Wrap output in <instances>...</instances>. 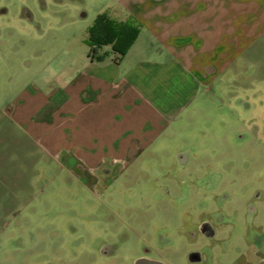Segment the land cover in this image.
I'll return each instance as SVG.
<instances>
[{"label":"rangeland","instance_id":"obj_1","mask_svg":"<svg viewBox=\"0 0 264 264\" xmlns=\"http://www.w3.org/2000/svg\"><path fill=\"white\" fill-rule=\"evenodd\" d=\"M99 15L132 21L121 0H0V110L34 87L53 95L54 120L60 92L89 72ZM208 88L154 143H20L24 179L0 196V264H200L197 251L230 264L253 236L264 244V39ZM207 212L225 217L214 243L190 236Z\"/></svg>","mask_w":264,"mask_h":264},{"label":"crops","instance_id":"obj_2","mask_svg":"<svg viewBox=\"0 0 264 264\" xmlns=\"http://www.w3.org/2000/svg\"><path fill=\"white\" fill-rule=\"evenodd\" d=\"M121 3L139 26L138 49L134 42L116 62H86L89 72L78 74L76 85L60 92L63 104L54 120L49 112L53 95L34 87L13 109L0 110V196L17 193L24 179L17 166L20 143H34L39 137L43 143H120L124 151L133 143H154L209 85L264 39V0ZM68 94L74 101L65 100ZM61 114L75 124L67 125ZM70 127L73 131L66 133ZM252 244V251L236 256L237 264H248L251 256L256 264H264V244L259 237Z\"/></svg>","mask_w":264,"mask_h":264},{"label":"trees","instance_id":"obj_3","mask_svg":"<svg viewBox=\"0 0 264 264\" xmlns=\"http://www.w3.org/2000/svg\"><path fill=\"white\" fill-rule=\"evenodd\" d=\"M139 34V26L133 22H117L105 15H99L90 28L89 58L103 61L108 52H101L103 47H110L116 55V61L126 55Z\"/></svg>","mask_w":264,"mask_h":264},{"label":"flooded vegetation","instance_id":"obj_4","mask_svg":"<svg viewBox=\"0 0 264 264\" xmlns=\"http://www.w3.org/2000/svg\"><path fill=\"white\" fill-rule=\"evenodd\" d=\"M181 164L186 162V154L180 156ZM259 193H257V197H259ZM224 198L227 199V195H224ZM255 211V208L253 205H249V217H252L253 213ZM200 213H204V210H200ZM191 222L193 223L192 230L190 231V236L194 239L198 236L204 240H207L208 242H215L220 238H217V234L219 231V228L222 224L225 222V217L222 214H203L200 217L195 218L193 215L190 217ZM196 230V231H195ZM258 238V236H253L252 241L250 244L247 245L246 249H252L254 248V244H252L253 239ZM145 252H149V250H146ZM146 257L145 255L138 256V258ZM137 258V259H138ZM252 258V259H251ZM250 260L248 261V264H256V262L253 260V256H251ZM150 259V258H148ZM188 259L190 263H203L204 262V256L203 253L200 251L192 252L188 255ZM210 259L208 258L205 264H210ZM159 261V260H158ZM162 262V261H161ZM166 264V263H165ZM230 264H237L236 261L230 263Z\"/></svg>","mask_w":264,"mask_h":264},{"label":"water","instance_id":"obj_5","mask_svg":"<svg viewBox=\"0 0 264 264\" xmlns=\"http://www.w3.org/2000/svg\"><path fill=\"white\" fill-rule=\"evenodd\" d=\"M135 264H165L164 262L141 257L135 260Z\"/></svg>","mask_w":264,"mask_h":264}]
</instances>
